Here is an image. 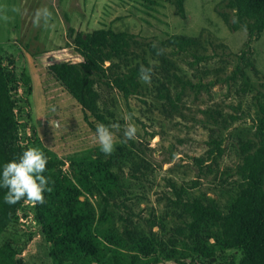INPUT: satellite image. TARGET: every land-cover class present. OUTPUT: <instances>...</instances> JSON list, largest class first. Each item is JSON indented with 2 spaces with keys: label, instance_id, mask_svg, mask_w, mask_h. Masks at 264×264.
<instances>
[{
  "label": "trees",
  "instance_id": "16d2710c",
  "mask_svg": "<svg viewBox=\"0 0 264 264\" xmlns=\"http://www.w3.org/2000/svg\"><path fill=\"white\" fill-rule=\"evenodd\" d=\"M184 1L169 0L181 18L186 15ZM221 9L218 15L230 30H244L246 33L243 48L223 80L237 83L239 99L252 92L254 117L246 115L247 119L251 117L250 127L235 125L245 117L239 101L230 106V112L209 108L201 110L204 117L200 121L205 125L207 135L203 151L190 157L196 178L189 183L167 178L170 194L164 196L163 215L177 223L169 232L173 238L181 242L198 241L207 244V247L197 251L198 262H195L193 254H189L175 258L177 264H264V196L258 191L259 187H264V91L254 88L249 75V71L258 73L252 43L264 36V0H226ZM92 36L120 40L104 72L94 66L88 57L69 68V72L77 76L75 97L82 109L87 106L89 89L98 96L97 108L91 116L83 111L84 120L94 131L98 124L122 125V120L116 118L113 99L106 93L121 94L125 103L139 95L141 81L138 70L141 65L153 69V95L170 111L178 109L186 89L197 91L213 84L212 81L184 78L174 62L179 57L186 63L189 60L183 56H191L193 61L189 65L192 67L210 57L205 53L208 41L200 35L170 34L157 43H144L131 32L102 28L78 35L76 47L86 54ZM221 46L224 48L223 44ZM144 47L151 52L150 56L146 55ZM60 74L64 75V72ZM19 78L13 59L4 56L0 50V163L17 157L29 147L22 143L24 137L21 130L24 131L25 123L30 119L26 96H29L31 86L27 79ZM17 88L22 91L18 92ZM19 117L24 122H19ZM235 136L238 138L240 160L233 168L217 170L215 178L221 180V187L214 194L193 190L200 184L198 179L216 171L226 151L227 140ZM129 145L124 144L107 156L98 148L67 162L45 153L48 157L45 174L50 178L51 190L45 193L42 204L33 206L26 201L6 204L3 202L6 189L0 188V264H25L26 254L22 255V252L33 234L22 231L27 233L25 241L22 240L19 211L25 216L28 212L32 214L38 239L46 243L52 264H101L103 250L99 230L112 221L123 219L120 206L129 210L124 201L128 199L125 193L129 191V183L123 179L121 172L124 158L128 161L132 178L139 177L149 168L146 158L133 151L135 145L132 140H129ZM211 221H227L232 225L233 237L228 248L223 246L220 238H214L210 230H204ZM10 229L14 230L11 237L2 240ZM124 230L129 232L125 227ZM147 263V259L137 254H130L123 260L114 256L111 262Z\"/></svg>",
  "mask_w": 264,
  "mask_h": 264
},
{
  "label": "rangeland",
  "instance_id": "374dc122",
  "mask_svg": "<svg viewBox=\"0 0 264 264\" xmlns=\"http://www.w3.org/2000/svg\"><path fill=\"white\" fill-rule=\"evenodd\" d=\"M152 1L0 0V50L4 56L13 59L18 78L27 79L31 86V92L26 96L31 130L28 146L41 148L50 157L64 162L99 148L96 131L83 118V111L90 117L96 110L98 96L89 89L87 106L82 109L75 97L77 76L69 72V68L88 57L104 72L120 42L117 38L92 36L85 54L75 45L78 35L111 28L114 32H131L144 43H157L170 34L200 35L208 41L205 53L210 57L206 61L191 67V56H183L189 60L186 63L179 57H171L175 58L184 78L213 82L197 91L186 89L176 111H170L157 100L152 82L150 85L141 82V93L130 98L128 103L117 92L106 93L113 99L116 118L122 120L121 126L111 129L117 142L115 151L124 144L130 146L129 140L125 142L123 137V128L129 122L134 123L138 134L132 140L133 151L146 158L149 168L139 177L132 178L128 161L124 158L121 172L129 183V191L125 193L128 199H124L129 210L120 206L123 219L112 221L99 230L103 250L101 264H111L114 256L123 260L130 254L147 259V264H177L175 258L189 254H193L198 262L197 251L207 244L181 242L169 233L177 223L163 215L164 196L170 194L167 178L178 183H189L196 178L190 157L203 151L207 135L205 125L200 121L204 117L201 110L230 112V106L239 101L245 117L235 125L250 127L251 117L247 119L246 115L254 117L252 92L239 99L237 83L223 80L246 39L244 30H230L218 15L226 0H185V18L175 13L169 0ZM45 6L53 11V17L50 23L37 27L33 24L34 13ZM138 52L141 54V50ZM252 53L258 73L249 71V75L254 88L264 91L263 35L252 43ZM146 55L150 56L151 52L147 50ZM17 91L22 89L17 88ZM130 114L131 121L128 120ZM237 139L235 136L227 140L226 151L216 171L198 179L200 184L193 190L214 194L221 187V180L216 179L215 174L217 170L233 168L239 162ZM258 191L264 196V187H259ZM27 229L30 230L24 226L19 231L24 241L27 233L22 231ZM204 230H210L214 238H220L223 246L228 248L233 237L229 222L211 221ZM13 232V229L8 230L2 240L11 237ZM38 237L26 241L30 243V249L24 255V263L52 264L46 243Z\"/></svg>",
  "mask_w": 264,
  "mask_h": 264
},
{
  "label": "clouds",
  "instance_id": "9594fccd",
  "mask_svg": "<svg viewBox=\"0 0 264 264\" xmlns=\"http://www.w3.org/2000/svg\"><path fill=\"white\" fill-rule=\"evenodd\" d=\"M53 14L49 7H41L34 13L33 24L37 27L48 24ZM152 71L151 67L141 65L138 70L139 80L150 85ZM128 120H132L131 114ZM112 127H118V125L98 124L96 127L100 151L106 156L111 155L117 146ZM137 134L138 129L134 123L129 122L123 128L125 142L134 140ZM47 163V155L41 148L35 146L26 147L17 157L0 163V188L6 189L3 202L14 205L20 201H28L33 206L44 203L45 193L51 190L50 178L45 174Z\"/></svg>",
  "mask_w": 264,
  "mask_h": 264
},
{
  "label": "built area",
  "instance_id": "2783aa9c",
  "mask_svg": "<svg viewBox=\"0 0 264 264\" xmlns=\"http://www.w3.org/2000/svg\"><path fill=\"white\" fill-rule=\"evenodd\" d=\"M18 109L15 108L14 112L17 113ZM19 122H24L23 119H18ZM21 135H22V143L23 144H28L30 141V137H31V130H30V125L28 124V122L25 123V128L24 131L21 130ZM26 142V143H25ZM25 203H29L28 201H26ZM18 223L19 226L21 228H23L24 226H28L30 230L27 229L26 232H31L33 234V238H35V236H39V233L37 231V226H36V222L34 221L32 214L30 212L27 213V215H23V212H18ZM32 238V239H33ZM29 246L30 243L27 244V246L25 247V249L22 252V255H24L25 253H27V251L29 250Z\"/></svg>",
  "mask_w": 264,
  "mask_h": 264
}]
</instances>
